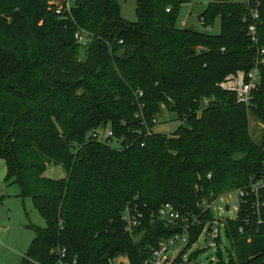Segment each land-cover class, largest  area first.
<instances>
[{"label":"trees","instance_id":"obj_1","mask_svg":"<svg viewBox=\"0 0 264 264\" xmlns=\"http://www.w3.org/2000/svg\"><path fill=\"white\" fill-rule=\"evenodd\" d=\"M187 1L137 0L133 23L117 0H78L59 13L48 0H0L2 184L17 183L45 222L28 225L33 239L20 264H55L57 247L77 264H145L181 232L179 221L156 218L162 205L205 222L203 200L264 179V137L251 138L246 116L251 109L264 125V0H211L199 20L212 28L219 19L216 35L176 26ZM254 11L255 45L247 32ZM254 68L260 85L248 106L217 87ZM162 111L179 123L169 135L152 131ZM107 127L118 147L90 137ZM57 167L61 178L47 176ZM251 198L242 196L236 218L226 220L233 253L216 264H263L264 224H256ZM125 211L136 222L130 232ZM202 227L188 230L189 245Z\"/></svg>","mask_w":264,"mask_h":264},{"label":"rangeland","instance_id":"obj_2","mask_svg":"<svg viewBox=\"0 0 264 264\" xmlns=\"http://www.w3.org/2000/svg\"><path fill=\"white\" fill-rule=\"evenodd\" d=\"M234 2H245L246 0H232ZM64 0H48L49 5H62ZM211 0H188L178 8L176 26L178 28H190L198 32L210 33L216 35L219 33V19L213 23L211 30H207L201 26L199 16L205 10ZM119 6V15L128 22L138 21V16L135 12L137 8V0H117ZM3 13V12H1ZM19 70L15 71V74ZM205 106V101L200 104L199 109ZM248 120V130L251 138L260 143L264 137V125L253 114L251 109H246ZM179 123L177 117L173 113L162 111L157 116V121L154 124L152 131L154 133L169 135L173 133ZM112 147H118V142L113 140L110 144ZM5 162L0 159V183L5 177ZM47 176L51 178H61L63 176L60 168H50ZM3 192L6 196L0 202V264H20L29 243L33 238V233L28 228V225H34L40 228L45 227L44 220L34 210L31 201L28 198H21V190L17 183L10 181L8 186L2 184ZM235 190L228 191L218 196L216 205L229 207V211L224 213L226 217L232 219L236 216L235 203L237 196L233 193ZM222 241L220 245V255L217 257V249L208 248L206 235L202 233L196 241L187 246L177 243L172 247L169 253L167 264H216L221 259H226L232 255L233 250L228 238L225 239L221 233ZM221 258V259H220Z\"/></svg>","mask_w":264,"mask_h":264},{"label":"built area","instance_id":"obj_3","mask_svg":"<svg viewBox=\"0 0 264 264\" xmlns=\"http://www.w3.org/2000/svg\"><path fill=\"white\" fill-rule=\"evenodd\" d=\"M77 1L78 0H64L62 7H64L67 11H70V9L75 6ZM61 9H62L61 7H58L57 13H59ZM258 19H259L258 13L256 11L252 12L251 21L247 27L248 35L251 39V42L254 45L257 44L256 28H257ZM200 24L202 26V22H200ZM205 29L210 31L211 27H207ZM74 38L81 46H85L87 43L85 34L83 36L76 33L74 35ZM258 56H259V60H258L259 64L264 65V48L258 50ZM259 85H260V73L258 68H254L248 73H245L243 71H238L235 74H230L226 76L220 83L217 84V87L222 89L223 91L234 93L236 96L237 103L248 106L252 99V95H251L252 91L258 89ZM137 95L139 98L142 97L141 92H138ZM138 108L140 114H137L136 117L141 116V111H143L144 105L139 104ZM156 121L157 120H154L153 122L156 123ZM90 137L95 141L101 143H107L109 145L113 140H116L113 132L109 127L99 129L90 133ZM118 144H119V140H118ZM209 177L210 176L208 175V178ZM261 190H264V179L251 181L249 185V191L246 192L237 191L235 193L237 196V200L234 208L236 211V216L240 209L241 197L251 194L252 197L251 199L254 200L251 203L252 204L251 208L253 210V214L256 217V224L257 225L264 224V220L262 218V212L264 210V198H262L259 195V192ZM219 198H216L211 202H206L205 200H203L199 204V206L203 210V213L208 212L209 218H207L205 222H201V220L193 214L190 216V218L182 217L180 212L170 204L162 205L156 212V218L167 224L179 221L181 224V232L169 238L168 240L160 243L158 248L152 251L150 259L145 264H167L169 253L172 247L175 246L177 243H181L184 246H187V244L189 243L188 230L190 231L192 230V228H194L195 226H199L200 224H203L201 234L204 233L206 235L208 241L207 247L214 248L217 250L220 249V245L218 243L222 241L221 233H223L224 238L227 239L225 222L226 220H234L236 216L234 219L230 218L229 216L228 217L225 216L224 213L229 211V207L225 206L222 208L221 206L216 205V201ZM138 217H140V215H138ZM122 220L125 221L126 223L125 231L127 232H130L132 227L136 224L135 221L131 220L128 211H125L123 213ZM1 234L2 232L0 229V236ZM53 254L57 258V262L55 264H77V260L75 258L70 260L67 259L66 251L63 248H59V247L55 248L53 250ZM105 264H129V262L126 258L124 259L122 257H113V258H108Z\"/></svg>","mask_w":264,"mask_h":264},{"label":"crops","instance_id":"obj_4","mask_svg":"<svg viewBox=\"0 0 264 264\" xmlns=\"http://www.w3.org/2000/svg\"><path fill=\"white\" fill-rule=\"evenodd\" d=\"M2 182H3V181H2ZM1 193H4V192H3V188H2V183H0V194H1ZM4 195H5V193H4ZM5 196H6V195H5ZM32 239H33V238H32ZM29 244H30V243H29ZM28 246H29V245H28ZM27 248H28V247H27ZM24 251H25V253H26L27 249L24 250ZM25 253H24V254H25ZM23 256H24V255H23Z\"/></svg>","mask_w":264,"mask_h":264}]
</instances>
